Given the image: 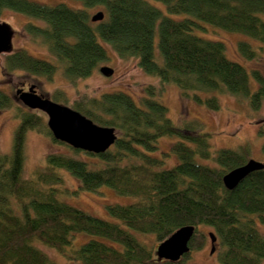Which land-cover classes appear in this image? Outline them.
<instances>
[{
	"label": "trees",
	"instance_id": "16d2710c",
	"mask_svg": "<svg viewBox=\"0 0 264 264\" xmlns=\"http://www.w3.org/2000/svg\"><path fill=\"white\" fill-rule=\"evenodd\" d=\"M75 1L81 9L0 0V17L10 10L37 23L25 24L23 31L54 59L42 60L14 50L0 55L3 76L21 71L51 81L61 73L75 83L90 77L107 60L104 44H108L120 58L135 59L139 69L157 77L162 85L174 84L181 98L211 111L220 109L214 94L248 98L253 111L261 109V73L251 71L258 83L251 93L247 71L226 57L224 44L195 32L203 31L201 24H208L264 45V0H152L162 3L170 15L189 16L181 20L165 15L150 0ZM95 8L103 12L104 19L92 23L88 10ZM237 47L246 60L257 58L249 44L240 42ZM145 91L147 95L138 104L124 92L83 93L72 103L64 93L56 92L50 100L96 125L113 128L117 139L101 155L74 150L95 159L94 163L64 154L47 155L45 168L31 180L22 177L27 133L38 131L54 143L65 144L52 138L38 111L18 108L11 153L0 155V264H53L34 243L78 264H188L190 254L206 244L201 228L213 230L219 242V264L263 263L264 236L257 227L264 226V169L251 173L232 191L222 183L225 174L249 160L248 145L236 151H212L211 134L201 123L191 120L176 125L156 99L158 88L149 86ZM14 102V96L0 91V110L12 108ZM163 138L177 141L158 157V141ZM172 155L177 162L164 168ZM59 170L77 179L81 191L95 192L107 186L139 201L106 207L119 224L96 218L58 200ZM184 226L195 228L190 252L178 262H157L145 238L160 244ZM77 234L91 239L74 249Z\"/></svg>",
	"mask_w": 264,
	"mask_h": 264
},
{
	"label": "rangeland",
	"instance_id": "374dc122",
	"mask_svg": "<svg viewBox=\"0 0 264 264\" xmlns=\"http://www.w3.org/2000/svg\"><path fill=\"white\" fill-rule=\"evenodd\" d=\"M34 3L55 6L64 4L71 9H81L82 5L75 0H28ZM150 3L162 10V12L175 20L189 18L188 15L178 14L170 15L160 2L150 0ZM101 11L99 8L88 10L90 16ZM0 21L10 24L16 35L13 41L14 50L26 51L34 58L54 62L46 47H43L30 38L24 31L23 26L27 23H34L30 18L5 10L0 17ZM39 26L42 24L38 23ZM203 31H196L195 34L204 39L219 41L225 46L226 57L245 68L249 75V84L251 93L258 89V83L251 76V71L257 70L264 77V45L258 41L242 34L226 32L208 24H201ZM249 44L255 51L257 58L249 61L238 52V43ZM107 51V60L101 62L92 75L86 79L76 80L75 83L67 81L61 73H57L51 81L42 77L29 75L27 73L16 71L10 76H3L0 70V91L13 98L15 92L22 84L27 87L35 85L38 92L46 98L52 99L54 94L64 93L65 97L72 103L79 95L83 93H94L96 95L113 92H124L129 95L137 104L141 97L147 95L146 88L154 86L158 88L159 95L156 99L167 108L169 118L176 124L182 125L184 122L196 120L201 123L203 130L211 134V149L238 150L240 146L247 144L250 150L248 159L254 160L264 165V152L262 145L264 143V103L259 111H253L249 106L248 98H236L229 95H217L220 109L211 111L203 105H198L190 99H183L180 96L178 88L174 84L162 85L155 76L148 75L139 69L135 59L120 58L108 44H104ZM157 54V50H156ZM101 67H109L113 70L111 77H105L100 73ZM29 88V87H28ZM56 93V94H57ZM202 97H208L204 95ZM61 104V103H59ZM18 108L27 112L21 103L14 102L12 108L0 110V155H9L12 148V136L16 126L19 123L17 114ZM45 125L48 117L38 112ZM175 138H163L158 141V152L156 156L160 157L162 153L169 152L170 145L176 142ZM67 146V145H66ZM65 145L57 144L47 135L38 131H29L25 142V163L22 177L24 180H31L35 174L43 170L46 166V157L50 154H64L74 159L83 160L88 163H94L95 159L82 153H75ZM69 147V146H68ZM177 162L174 155L170 156L164 165L169 168ZM201 164L211 165L203 160L197 159ZM62 178V183L55 186L57 189V198L59 201L86 212L96 218L109 222H119L111 218L106 207L109 205H131L139 201L138 198L131 196H121L116 194L107 186L100 187L95 192H85L79 189V181L64 170L58 171ZM264 236V226L257 227ZM200 231L206 236L205 246L190 254L188 264H219L216 251L219 250V242H216L215 252L210 254V240L208 233L213 232L210 228H201ZM138 237V236H137ZM90 236L77 234L74 239V249H78L86 243ZM144 240V238H143ZM148 245L153 246L156 257L157 243L153 242L152 237L145 238ZM53 264H78L69 261L55 250L34 243ZM264 264V260L263 263Z\"/></svg>",
	"mask_w": 264,
	"mask_h": 264
},
{
	"label": "water",
	"instance_id": "95a60500",
	"mask_svg": "<svg viewBox=\"0 0 264 264\" xmlns=\"http://www.w3.org/2000/svg\"><path fill=\"white\" fill-rule=\"evenodd\" d=\"M103 19L102 11L95 13L90 18L92 23L101 22ZM15 35L10 24L0 21V55H8L14 51ZM99 71L105 77L113 75V70L109 67H101ZM14 98L28 110L44 113L48 117L46 126L52 138L73 150L101 155L108 151L117 139L113 128L96 125L79 112L38 95L35 85L29 86L26 92L22 89L16 90ZM263 169V164L248 160L244 165L223 176V186L226 190L232 191L251 173ZM194 233L193 226H184L158 244L156 248L157 262H178L190 252L189 243ZM208 238L210 254H213L217 238L212 232L208 233Z\"/></svg>",
	"mask_w": 264,
	"mask_h": 264
},
{
	"label": "flooded vegetation",
	"instance_id": "af4514ba",
	"mask_svg": "<svg viewBox=\"0 0 264 264\" xmlns=\"http://www.w3.org/2000/svg\"><path fill=\"white\" fill-rule=\"evenodd\" d=\"M29 87V86H28ZM28 87L25 85V84H22L20 87H19V89H22L23 91H28ZM18 90V89H17ZM36 93L38 94V95H41L39 92H38V87L36 88ZM45 97V96H44ZM46 98V97H45Z\"/></svg>",
	"mask_w": 264,
	"mask_h": 264
}]
</instances>
